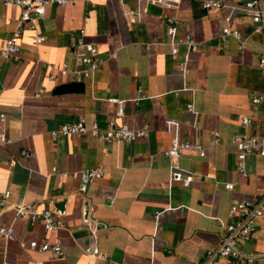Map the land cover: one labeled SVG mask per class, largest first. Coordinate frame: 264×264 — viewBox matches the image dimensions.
Segmentation results:
<instances>
[{
  "label": "crops",
  "instance_id": "crops-1",
  "mask_svg": "<svg viewBox=\"0 0 264 264\" xmlns=\"http://www.w3.org/2000/svg\"><path fill=\"white\" fill-rule=\"evenodd\" d=\"M201 1L76 0L48 5L24 24L16 56L0 60L2 129L11 139L0 145V193H9L0 207V224L12 228V239L0 237V260L192 264L219 244L229 205L264 192V157L247 155V175L241 177L231 142L236 131L264 133V106L253 108L249 100L264 90L257 67L264 33L252 32L245 0H221L218 9L207 11ZM19 15L18 7L0 3V45ZM168 17H173L170 24ZM226 24L240 40L221 36ZM79 29L103 62L88 78L50 79L54 68H80L72 60ZM35 33L44 40L33 48ZM185 36L192 48L178 42ZM171 42H177L173 58ZM71 82H82L83 89L54 93ZM239 116L249 120L244 128ZM79 118L101 127L108 122L145 127L147 133L133 142L97 143L77 134L51 139L50 131ZM173 131L179 140L197 141L203 148L201 154L187 150L177 158V166L192 173L187 186L169 178L165 150ZM214 132L217 141L210 144ZM84 168H98L102 175L81 189L78 173ZM59 201L60 211L55 210ZM19 204L52 209L63 228L45 232L39 221L29 223L15 214L13 206ZM85 220L94 226L93 234ZM42 238L58 243L62 254L50 258L21 247ZM236 245L245 254L264 253V227ZM90 246L98 249L94 257L83 252Z\"/></svg>",
  "mask_w": 264,
  "mask_h": 264
},
{
  "label": "built area",
  "instance_id": "built-area-1",
  "mask_svg": "<svg viewBox=\"0 0 264 264\" xmlns=\"http://www.w3.org/2000/svg\"><path fill=\"white\" fill-rule=\"evenodd\" d=\"M76 0H0L2 5H14L20 9V15L15 23V26L10 35L4 39L3 44L0 45V60H8L15 57L19 51V37L24 24L28 23L33 16H41L44 9L48 5L63 6L72 3ZM86 1V0H82ZM144 2H155L159 4L171 5L175 0H137ZM173 6H176L175 4ZM221 6V0H202L200 3L201 9L204 11L218 9ZM244 9L252 23V32L264 33V0H245L243 2ZM173 17H168L166 22L172 23ZM84 31L79 29L76 32L75 40L72 45V60L80 65L78 69H67L65 66L57 67L49 72L50 79L56 76H66L70 74L77 78L91 77L98 66L103 62L99 56L96 47L83 40ZM221 36H232L240 40L241 35L235 29L230 28L227 24L221 28ZM188 37L179 39L178 42L187 43L191 48L193 47L188 42ZM44 40L43 35L35 33L32 35L31 47L35 48ZM177 42L170 43V54L173 58L177 49ZM257 67L259 73L264 77V51L258 55ZM140 92V89L137 90ZM108 101L120 105L121 100L115 98H108ZM250 103L253 108L264 106V90L256 91L250 97ZM191 104L186 105V110L191 111ZM117 113H120L118 110ZM4 116L0 113V145L9 144L11 139L8 138L2 129ZM249 120L246 116H239V123L241 127H245ZM147 129L128 128L125 125H115L108 122L101 127L96 122L87 123L83 118L76 121L62 123L59 127L49 132L51 139L57 136H66L71 134L88 135L97 143H112V142H133L138 138L145 137ZM217 141V133H213L210 144ZM232 144L236 148V163L235 169L241 177H246L247 173L244 168V158L250 154H256L264 157V133L261 135H251L243 131H236L231 138ZM202 146L197 142L181 141L177 138L175 131H173L172 138L168 148L165 150V155L169 160V178L171 181H179L182 186H187L192 179V173L189 171H182L177 166V158L183 151H194L198 154L202 152ZM23 156H28L24 150L20 153ZM102 175L98 168H84L79 171L78 176L81 183V189L95 178ZM227 189H232L233 184L227 183ZM9 196L8 191L0 193V207L5 205ZM15 214L27 219L29 223L40 222L45 232H51L56 229L63 228V223L59 219L58 214L49 208L34 209L28 205H14ZM85 225L94 233V226L85 220ZM264 227V192L258 197L248 200L241 199L232 202L228 207L227 221L222 225L221 236L219 244L211 249H207L203 257L199 260H194L192 264H219L221 260H226L230 264H257L264 261V253L245 254L238 247L237 242H247L252 237L253 232L257 227ZM0 237L5 240L12 239L11 226H4L0 224ZM21 247L29 251L47 252L50 258H57L62 254L61 247L58 243H49L47 239L30 240L27 245ZM83 252L90 256H96L98 249L96 246H90L83 249ZM0 264H10L4 259L0 260ZM28 264H44L41 261L29 259Z\"/></svg>",
  "mask_w": 264,
  "mask_h": 264
},
{
  "label": "water",
  "instance_id": "water-1",
  "mask_svg": "<svg viewBox=\"0 0 264 264\" xmlns=\"http://www.w3.org/2000/svg\"><path fill=\"white\" fill-rule=\"evenodd\" d=\"M83 89V83L82 82H71L63 85H59L54 89V93H63V92H69V91H81ZM63 201H59L55 203V207L57 209L55 210H61ZM85 212V209H84ZM86 214V213H84Z\"/></svg>",
  "mask_w": 264,
  "mask_h": 264
}]
</instances>
